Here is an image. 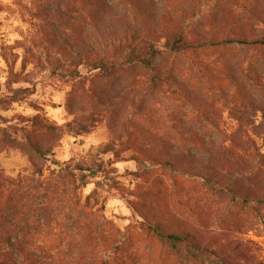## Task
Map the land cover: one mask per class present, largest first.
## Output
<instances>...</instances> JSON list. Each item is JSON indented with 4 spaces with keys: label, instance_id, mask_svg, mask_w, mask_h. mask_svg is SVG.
Listing matches in <instances>:
<instances>
[{
    "label": "trees",
    "instance_id": "16d2710c",
    "mask_svg": "<svg viewBox=\"0 0 264 264\" xmlns=\"http://www.w3.org/2000/svg\"><path fill=\"white\" fill-rule=\"evenodd\" d=\"M200 14L201 0H54L53 28L69 49L74 67L71 75L79 77L82 66L91 72L90 78L80 77L81 87L69 96L76 109L72 114L77 116L66 128L81 135L104 116L115 117L114 111L118 115L137 107L141 114L152 103L158 104L171 86L173 95L200 110L198 119H218L222 116L218 105L222 104L236 129L222 130L219 124L165 129L168 138L176 131L175 138H184L192 148L176 153V163L165 160L163 165L181 175L203 179L205 195H224L230 198L229 204H237L247 214L260 211L264 206V152L256 138L264 140V0H218L198 18ZM10 91L9 96L0 93V111L21 102L29 89ZM24 122L30 130L23 136L0 127V153L18 149L26 154L40 178V188L49 182L55 187L58 180L63 184L69 180L74 191L79 188L76 180L85 184L89 169L82 165L75 168L79 176L67 167L44 177L39 159L52 155L62 129L39 114ZM158 139L173 148L165 138ZM23 181L0 170V264L40 262L30 247L32 222L53 216L49 202L35 204L36 192L25 188ZM60 190V196L65 197L66 189ZM83 213L78 210L76 225ZM218 218L227 226L225 218ZM145 222L141 229L171 252L163 264H264L249 257L241 249V241L220 243L212 237L222 248L235 244L238 260L233 261L221 257L213 247L193 243L195 235L185 229L170 230L157 220ZM99 231L98 225L88 223L80 240L67 242L72 259L68 264H111L96 255ZM227 234L228 230H222V237ZM115 249L126 252L122 246ZM114 260L124 264L119 256Z\"/></svg>",
    "mask_w": 264,
    "mask_h": 264
},
{
    "label": "rangeland",
    "instance_id": "374dc122",
    "mask_svg": "<svg viewBox=\"0 0 264 264\" xmlns=\"http://www.w3.org/2000/svg\"><path fill=\"white\" fill-rule=\"evenodd\" d=\"M53 1L0 0V93L9 96L11 88L29 89L21 102L0 111V127H9L23 136L30 130L25 119L37 114L46 117L62 129V138L53 147L52 155L39 159L44 177L52 170L58 173L67 167L79 176L77 165L89 169L85 172V184L76 180L79 188L75 191L69 180L65 184L58 180L55 187L44 181L47 185L40 188V178L33 172L26 154L18 149L0 153V170L13 178L24 179L25 188L36 192L35 204L44 200L52 208L50 219L41 216L39 223L32 222L30 247L36 250L40 261L37 264L71 262L67 242L80 240L88 223L98 225L101 232L97 257L111 264H115L117 256L124 264H163V258L171 252L141 229V223L148 224L151 220L170 230L185 229L195 235L193 243L213 247L221 257L233 261L238 260L235 244L222 248V244L212 242L213 238L220 243L241 241L240 247L249 257L264 262V206L247 214L237 204H229L230 198L224 195L219 198L211 193L205 195L203 179L181 175L163 165L165 160L176 163V153L184 152L185 147L192 148L184 138H175L176 131L168 138L165 129H187L192 125L210 128L218 124L222 130L236 129V122L222 104L218 105L222 113L218 119H198L200 110L173 95L174 86H171L158 104L152 103L141 114L137 107L118 115L114 111L115 117L104 116L81 135L66 128L77 116L72 114L76 109L69 96L76 87H81L80 77L90 78L91 72L82 66L79 77L71 75L74 67L69 49L53 28ZM217 1L201 0L198 18L207 14ZM12 81L18 82L12 84ZM88 88L89 82L85 83V89ZM159 137L165 138L173 148L159 141ZM256 139L264 152L263 138ZM60 189H66L65 197L60 196ZM43 193L50 196L42 198ZM78 210L84 213L76 225ZM218 217L225 218L227 226ZM222 230H228L226 239L221 236ZM116 245L126 252L116 250Z\"/></svg>",
    "mask_w": 264,
    "mask_h": 264
}]
</instances>
